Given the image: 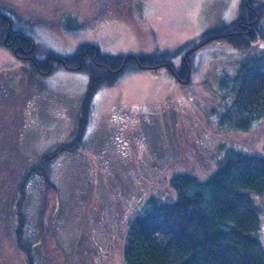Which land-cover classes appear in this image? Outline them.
<instances>
[{
    "label": "rangeland",
    "instance_id": "374dc122",
    "mask_svg": "<svg viewBox=\"0 0 264 264\" xmlns=\"http://www.w3.org/2000/svg\"><path fill=\"white\" fill-rule=\"evenodd\" d=\"M241 1L120 0L117 13L109 7L117 3L113 0H0L13 25L35 41L38 57L47 49L71 53L82 42L126 54L174 51L188 42L169 59L175 67L191 59L182 81L162 66L128 71L99 88L79 145L74 139L75 147L68 148L59 144L70 143L77 130L88 73L57 68L31 80L28 61L0 42V98H12L22 114L10 130L21 148L14 170L19 174L25 161L44 163L49 151H58L47 169L57 190L50 189L46 198L49 183L37 176L25 195L35 264H123V225L145 211L150 197L175 196L174 178L203 179L232 149L264 156V105L245 107L250 117L241 121L233 98L237 86L223 80L235 64L264 56V13L255 45L219 41L188 53L204 40V31L236 19ZM67 14L77 15L84 27L66 28L61 21ZM239 120H248V126ZM256 197L262 211L255 235L264 248V192ZM44 199L50 204L43 210ZM42 211L51 213L47 234L39 230ZM6 230L0 223V264H30Z\"/></svg>",
    "mask_w": 264,
    "mask_h": 264
},
{
    "label": "trees",
    "instance_id": "16d2710c",
    "mask_svg": "<svg viewBox=\"0 0 264 264\" xmlns=\"http://www.w3.org/2000/svg\"><path fill=\"white\" fill-rule=\"evenodd\" d=\"M113 1L117 3L104 4L116 8L117 13H122L123 6L118 5L120 0ZM262 2L264 0H250V3L249 0H242L236 19L223 24L219 29L204 31L200 39L209 42L219 37L238 48L249 46V40L236 31L246 16H258V27L252 39L258 37L260 18L264 13ZM2 10L0 7V42L18 57L28 61L31 65V80L57 68L88 73L87 88L76 119L77 130L70 143H60L61 147L79 145L95 93L99 88L115 83L118 76L131 70L157 71L158 67L166 66L177 79H186L183 73L188 70L191 59L188 58L181 66L175 67L169 57L188 42L174 51L127 54L108 53L101 50L97 43L82 42L71 53L64 54L47 49L45 57H38V47L32 37L15 27L10 15ZM61 23L72 31L85 25V22L78 20L77 15L72 14L63 17ZM216 33L220 35L215 36ZM197 49L198 43L188 53L191 54ZM261 77L264 78L262 75ZM248 89L249 94L253 90L252 94L259 98H236L237 113L243 116L244 120L240 119L243 122L245 116L247 119L250 117L245 107L254 109L264 105V82L259 87L254 85ZM0 103V223L6 226V232L15 248L28 256L30 264H35L36 243L31 236L29 201L25 195H28V185L34 177L44 176L43 182L49 183L47 169L50 158L58 151H49V161L46 159L44 163H36L35 170L25 161L17 174L13 162L19 158L21 148L19 137L10 130L17 128V121L22 114L18 109L19 105L12 98H0ZM243 122L242 127L248 126ZM74 139L77 141L72 145ZM40 164H44V171ZM216 166L203 179L190 174L174 178L172 184L176 193L173 197H150L145 211L130 221L131 229L124 246L126 264H264V248L255 235L262 211L256 195L264 192V156L232 149L221 157ZM51 187L49 183L47 189H44L46 198L50 189L57 190L55 185ZM49 204L48 199H44L42 209H47ZM40 214L42 217L39 230L47 234L50 231L47 225L51 213L42 211ZM38 264L47 263L40 261Z\"/></svg>",
    "mask_w": 264,
    "mask_h": 264
},
{
    "label": "flooded vegetation",
    "instance_id": "af4514ba",
    "mask_svg": "<svg viewBox=\"0 0 264 264\" xmlns=\"http://www.w3.org/2000/svg\"><path fill=\"white\" fill-rule=\"evenodd\" d=\"M256 20H258V16H248L247 18L245 17L244 19H242V21L239 24V28L236 31L238 34L243 35L245 38H247L249 40V47H251V45H255L257 42L255 40L259 39V37H257L256 39H252V36L256 33L257 27H258V23L256 22ZM215 36H219L220 34H214ZM213 41H220L223 42V38H214L213 40H211V42ZM208 41L204 42H200L198 44H200L198 46L202 47L203 43H207ZM214 43H219V42H214ZM256 57V55H254ZM236 68L230 73L228 71L225 72V76L223 78V80L225 81V79H227V81L230 82H234L235 84L232 86L236 87L237 86V94H235V96L233 98H259L258 96H255L252 94L253 90H250V94L247 92L249 89V87H253L254 85L256 86H260L261 82H264V78L262 79V77L260 78V76H264V56L261 54H259L258 57L256 58H249V60H247L246 62H241L239 64H235ZM260 81L261 79L263 81ZM257 82V83H256ZM228 83V84H229ZM249 94V95H248ZM225 98H232L231 95H225ZM77 119V118H76ZM73 136V134H72ZM71 139V138H70ZM65 143V141H64ZM67 143V142H66ZM40 163L41 160H39ZM41 165V164H40ZM44 166V165H43ZM32 170H35L36 167V163L35 164H30L29 166ZM125 227V233H127V237L130 233V229H131V223L128 225H123V228ZM88 238V237H87ZM82 239V238H81ZM90 245H88L89 247ZM87 247V248H88ZM86 251V250H85ZM87 251H90L87 250ZM125 262V258H124V263Z\"/></svg>",
    "mask_w": 264,
    "mask_h": 264
},
{
    "label": "water",
    "instance_id": "95a60500",
    "mask_svg": "<svg viewBox=\"0 0 264 264\" xmlns=\"http://www.w3.org/2000/svg\"><path fill=\"white\" fill-rule=\"evenodd\" d=\"M214 42H219V41H213V42L209 41V42L205 43V44L203 45V47L211 46L212 44H214Z\"/></svg>",
    "mask_w": 264,
    "mask_h": 264
}]
</instances>
